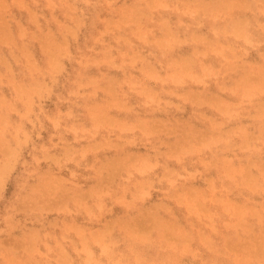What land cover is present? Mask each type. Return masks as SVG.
Listing matches in <instances>:
<instances>
[{"label":"rangeland","instance_id":"obj_1","mask_svg":"<svg viewBox=\"0 0 264 264\" xmlns=\"http://www.w3.org/2000/svg\"><path fill=\"white\" fill-rule=\"evenodd\" d=\"M0 264H264V0H0Z\"/></svg>","mask_w":264,"mask_h":264}]
</instances>
